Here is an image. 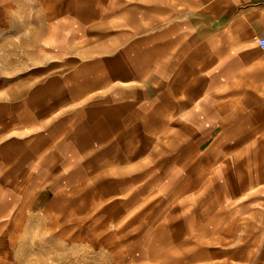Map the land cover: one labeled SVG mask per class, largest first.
Wrapping results in <instances>:
<instances>
[{
    "label": "crops",
    "instance_id": "1",
    "mask_svg": "<svg viewBox=\"0 0 264 264\" xmlns=\"http://www.w3.org/2000/svg\"><path fill=\"white\" fill-rule=\"evenodd\" d=\"M73 5V0H0V43H31L20 64L34 60L29 73L33 79L8 86L1 78L0 91L31 92L28 99L45 108L34 118L20 112L17 118H0V141L11 129L33 133L35 157L23 170L41 171L42 191L59 194L63 186L86 185L89 174L119 161L120 172L133 170V202L149 203L151 217L177 221L172 232L178 240L189 230L187 220L194 219L196 229L200 225L196 204L202 202V189L217 184L218 179L203 178V170L225 175L226 185H234L232 158L217 155V145L209 140L218 129L226 134L215 119L241 118L236 135L243 140L250 138L251 118H264V53L257 49V38L264 36V0H152L133 5V10L147 7L157 13L145 24V30L154 26L145 34L135 19L132 28L121 14L104 15L106 27L116 28L109 31L110 40L126 44L117 52L75 49V43L90 41L86 37L94 23L75 17ZM9 98L26 105L20 95ZM211 123L216 124L209 129ZM205 142L209 144L203 148ZM253 173L258 179L255 167ZM4 187L0 184L2 204L11 201ZM229 193L228 201L235 202L238 197ZM58 197L63 198L55 194L54 206ZM261 200L241 212L246 223L264 207ZM165 205L175 209L163 215ZM2 207L0 234H8L9 226H3L9 224L10 212ZM20 213L25 217L24 210ZM257 216L262 230L264 208ZM242 245V258L227 250L231 258L225 264H264V245L254 259L247 252L250 244ZM8 249L0 245V264L11 263Z\"/></svg>",
    "mask_w": 264,
    "mask_h": 264
},
{
    "label": "rangeland",
    "instance_id": "2",
    "mask_svg": "<svg viewBox=\"0 0 264 264\" xmlns=\"http://www.w3.org/2000/svg\"><path fill=\"white\" fill-rule=\"evenodd\" d=\"M145 2L152 0H73L75 17L84 21L91 19L94 23L90 26V37H86L90 41L75 43V49L84 46L93 51L123 50L126 44L110 40L112 35L109 31L113 32L116 28L106 27L108 23L104 15L121 14V20L129 22L132 28L136 25L133 22L135 19L138 24L142 23L145 34L154 27L145 30V24L149 26L151 18L157 14L147 7L133 10V5ZM79 13L84 15L79 16ZM130 28L124 26L123 29ZM153 29L157 31L160 27ZM25 45L19 41L0 43V79L9 82L8 86L19 84L32 75L29 73L34 67L33 59L25 65L20 64L25 61L23 57L28 54L27 50L33 47L31 43ZM257 49L264 53L259 45ZM6 51L10 52L9 57L4 55ZM13 93L20 95V99H26L25 107L20 106V102L18 106L17 99L9 98ZM30 94L26 91H0V118H17L19 112L25 118L41 114L45 108L37 105L32 98L28 99ZM259 119L264 121V118H251L248 123L250 138L243 140L240 134L236 135L240 132L241 118L215 119L216 123L224 126L226 134L218 129L209 140L217 145V155L228 153L232 158L236 166V170L231 172L234 185L230 188L226 185L225 175L216 177L203 170V178L218 179L217 184L202 189V202L196 204V210L201 215L198 220L200 225L196 229L194 219L187 220L189 230L178 240L172 232L177 229V221L151 217L146 208L149 203L133 202V170L120 172L119 161L107 163L97 173L89 174L84 186H63L61 194L57 190L42 191L39 186L43 180L42 172L32 168L23 170L24 163L26 167L31 166L29 164L35 157V135H23L11 129L0 141V184L6 186L4 189L11 200L0 203V209L4 206V211L10 212L9 224H3V227L9 226L8 234H0V245L9 248L10 264H225L231 258L227 250L234 249V256L242 258L243 243L250 244L247 251L250 259L260 257L264 229H260L262 220L257 215L264 207L257 209L256 217L249 223L241 218V212L255 205L257 198L264 203V182L259 181L264 180V122L259 125ZM216 123H211L209 129ZM208 144L205 142L203 148ZM246 147L247 156L244 153ZM110 153L107 151V157ZM204 158L203 155L202 161ZM258 166L260 170H257ZM254 167L255 173L260 175L258 179L254 176ZM229 192L238 197L233 203L228 201ZM55 194L63 197H58L60 201L56 206L53 204L57 200ZM51 203L54 207H50ZM172 209L175 205H165L161 209L162 214L168 215ZM22 210L25 217L20 213ZM249 256L246 255L247 258Z\"/></svg>",
    "mask_w": 264,
    "mask_h": 264
},
{
    "label": "built area",
    "instance_id": "3",
    "mask_svg": "<svg viewBox=\"0 0 264 264\" xmlns=\"http://www.w3.org/2000/svg\"><path fill=\"white\" fill-rule=\"evenodd\" d=\"M259 45H260V47H261L262 49H264V36H261V37L259 38Z\"/></svg>",
    "mask_w": 264,
    "mask_h": 264
}]
</instances>
